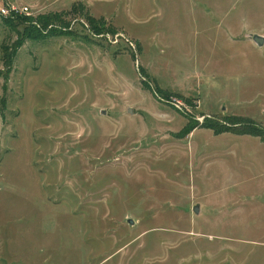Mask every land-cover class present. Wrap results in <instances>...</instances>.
Segmentation results:
<instances>
[{"label":"rangeland","instance_id":"1","mask_svg":"<svg viewBox=\"0 0 264 264\" xmlns=\"http://www.w3.org/2000/svg\"><path fill=\"white\" fill-rule=\"evenodd\" d=\"M0 7V264H264V0Z\"/></svg>","mask_w":264,"mask_h":264},{"label":"trees","instance_id":"2","mask_svg":"<svg viewBox=\"0 0 264 264\" xmlns=\"http://www.w3.org/2000/svg\"><path fill=\"white\" fill-rule=\"evenodd\" d=\"M50 16H48V15H45V16H43V18H41L39 21L41 22V23H44L43 24V26H45L47 23H49V22H51L52 21V19H50L49 18ZM90 19H92V18H90ZM51 26V25H50ZM35 27V26H34ZM92 27L94 28V29H96V30H101L100 28H101V26H98L96 23H92ZM19 34H20V40L18 41V44H22V42H23V40L26 38V37H39V34H40V31L37 29V28H33V29H31V31H27V30H23V31H20L19 32ZM209 126L210 127H213V128H215V130L217 131V132H224V131H228V130H231V128H229V127H226L225 129H223V128H216V125H214V124H209ZM250 133H252V134H261L260 133V131L258 130V129H256V128H253V130L252 131H250Z\"/></svg>","mask_w":264,"mask_h":264},{"label":"water","instance_id":"3","mask_svg":"<svg viewBox=\"0 0 264 264\" xmlns=\"http://www.w3.org/2000/svg\"><path fill=\"white\" fill-rule=\"evenodd\" d=\"M253 39L255 41H257L259 44H262L264 42V36L260 35V34H254L253 35ZM194 209H195V211H198V207L197 206Z\"/></svg>","mask_w":264,"mask_h":264},{"label":"built area","instance_id":"4","mask_svg":"<svg viewBox=\"0 0 264 264\" xmlns=\"http://www.w3.org/2000/svg\"><path fill=\"white\" fill-rule=\"evenodd\" d=\"M13 10H15V6L12 7ZM7 12V9L5 7H0V14H5Z\"/></svg>","mask_w":264,"mask_h":264}]
</instances>
